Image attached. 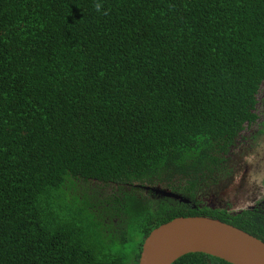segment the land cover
Segmentation results:
<instances>
[{
    "label": "trees",
    "instance_id": "16d2710c",
    "mask_svg": "<svg viewBox=\"0 0 264 264\" xmlns=\"http://www.w3.org/2000/svg\"><path fill=\"white\" fill-rule=\"evenodd\" d=\"M263 82L264 0H0V264H139L177 217L264 242V207L207 199Z\"/></svg>",
    "mask_w": 264,
    "mask_h": 264
},
{
    "label": "water",
    "instance_id": "95a60500",
    "mask_svg": "<svg viewBox=\"0 0 264 264\" xmlns=\"http://www.w3.org/2000/svg\"><path fill=\"white\" fill-rule=\"evenodd\" d=\"M163 197L190 203L169 189L154 190ZM190 253H204L231 264H264V242L218 219L177 217L145 238L139 264H173Z\"/></svg>",
    "mask_w": 264,
    "mask_h": 264
},
{
    "label": "rangeland",
    "instance_id": "374dc122",
    "mask_svg": "<svg viewBox=\"0 0 264 264\" xmlns=\"http://www.w3.org/2000/svg\"><path fill=\"white\" fill-rule=\"evenodd\" d=\"M261 92L264 94V85ZM258 110L261 118L264 117V109ZM237 160V175L233 182L222 187L218 192L203 193L202 198L204 194L215 192V196L208 199L209 202L219 206L222 204L234 212L254 206L262 207L264 203V118L254 124L246 125L238 145ZM205 200L207 201L206 198Z\"/></svg>",
    "mask_w": 264,
    "mask_h": 264
},
{
    "label": "flooded vegetation",
    "instance_id": "af4514ba",
    "mask_svg": "<svg viewBox=\"0 0 264 264\" xmlns=\"http://www.w3.org/2000/svg\"><path fill=\"white\" fill-rule=\"evenodd\" d=\"M263 85H264V82L261 84V88L259 90V93L257 94L256 114L258 115V118H257L256 122H258L259 119H263L264 118L263 116L261 118V114H260V112L258 110L259 108H263L264 109V94H262V92H261ZM247 125H250V124H247ZM235 169H236V173H237V156L235 157ZM158 187H161V186H157V187H155V186H153V187L145 186L144 187L145 190H146V193L148 195V198H150V199H152L154 201V203H153L154 207L156 208L158 206V204L161 205V204H164V203L173 204V201H171V200H174V199L163 197L161 194H158V193H156L154 191ZM161 188L167 189L166 187H161ZM208 205H211V204L208 203ZM201 206H202V204H201ZM220 206L224 207L222 204ZM262 207H264V203H263ZM224 208L229 209L228 207H224Z\"/></svg>",
    "mask_w": 264,
    "mask_h": 264
},
{
    "label": "clouds",
    "instance_id": "9594fccd",
    "mask_svg": "<svg viewBox=\"0 0 264 264\" xmlns=\"http://www.w3.org/2000/svg\"><path fill=\"white\" fill-rule=\"evenodd\" d=\"M100 8H101V5L100 4H97L96 5V10L97 11H99L100 10ZM237 166H238V160H237ZM236 175H237V173H236ZM236 175H235V177H236ZM235 179V178H234ZM163 189V188H162ZM170 190V189H169ZM173 192V191H172ZM180 195V194H179ZM207 199H209L208 197H207ZM209 201V200H208Z\"/></svg>",
    "mask_w": 264,
    "mask_h": 264
}]
</instances>
